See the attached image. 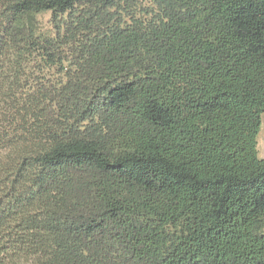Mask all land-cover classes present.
Wrapping results in <instances>:
<instances>
[{"label":"trees","instance_id":"16d2710c","mask_svg":"<svg viewBox=\"0 0 264 264\" xmlns=\"http://www.w3.org/2000/svg\"><path fill=\"white\" fill-rule=\"evenodd\" d=\"M262 113L264 0H0V264H264Z\"/></svg>","mask_w":264,"mask_h":264},{"label":"rangeland","instance_id":"374dc122","mask_svg":"<svg viewBox=\"0 0 264 264\" xmlns=\"http://www.w3.org/2000/svg\"><path fill=\"white\" fill-rule=\"evenodd\" d=\"M38 18L44 21L47 18V14H41ZM257 153L259 158H264V113L261 114V124L259 133L257 135Z\"/></svg>","mask_w":264,"mask_h":264}]
</instances>
